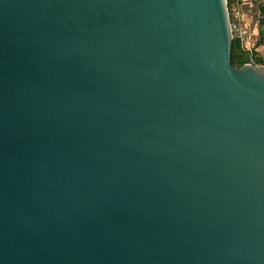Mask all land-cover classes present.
Segmentation results:
<instances>
[{"label":"water","instance_id":"95a60500","mask_svg":"<svg viewBox=\"0 0 264 264\" xmlns=\"http://www.w3.org/2000/svg\"><path fill=\"white\" fill-rule=\"evenodd\" d=\"M226 0H0V264H264V65Z\"/></svg>","mask_w":264,"mask_h":264},{"label":"trees","instance_id":"16d2710c","mask_svg":"<svg viewBox=\"0 0 264 264\" xmlns=\"http://www.w3.org/2000/svg\"><path fill=\"white\" fill-rule=\"evenodd\" d=\"M232 0H227V8L230 11ZM262 17L258 23V34L254 47L264 46V4H260ZM230 62L234 67H241L246 62H252L256 65H264V58L254 50L248 51L238 39L231 40Z\"/></svg>","mask_w":264,"mask_h":264},{"label":"crops","instance_id":"0c3cea01","mask_svg":"<svg viewBox=\"0 0 264 264\" xmlns=\"http://www.w3.org/2000/svg\"><path fill=\"white\" fill-rule=\"evenodd\" d=\"M257 0H232V8H238L241 12V23L246 26L250 31V37L245 43L254 48L255 51L258 47L255 46V41L258 34L259 11L257 9ZM258 52V51H257Z\"/></svg>","mask_w":264,"mask_h":264},{"label":"built area","instance_id":"2783aa9c","mask_svg":"<svg viewBox=\"0 0 264 264\" xmlns=\"http://www.w3.org/2000/svg\"><path fill=\"white\" fill-rule=\"evenodd\" d=\"M228 18L230 22V31L232 39H238L248 51L252 50V47H249L245 43V41L250 37L251 34L249 29L241 23L240 10L238 8H232L231 6V10H228Z\"/></svg>","mask_w":264,"mask_h":264},{"label":"rangeland","instance_id":"374dc122","mask_svg":"<svg viewBox=\"0 0 264 264\" xmlns=\"http://www.w3.org/2000/svg\"><path fill=\"white\" fill-rule=\"evenodd\" d=\"M257 9L259 11V19L262 17L261 11H260V4H264V0H257ZM258 53L264 58V46H259L258 47Z\"/></svg>","mask_w":264,"mask_h":264}]
</instances>
